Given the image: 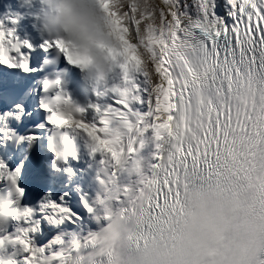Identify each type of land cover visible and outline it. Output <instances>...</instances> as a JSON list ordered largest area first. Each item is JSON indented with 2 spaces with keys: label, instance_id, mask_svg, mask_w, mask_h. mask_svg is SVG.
Masks as SVG:
<instances>
[{
  "label": "snow or ice",
  "instance_id": "snow-or-ice-1",
  "mask_svg": "<svg viewBox=\"0 0 264 264\" xmlns=\"http://www.w3.org/2000/svg\"><path fill=\"white\" fill-rule=\"evenodd\" d=\"M178 3L125 9L123 44L135 73L113 87L112 104L91 106L96 122L75 114L61 120L58 109L73 106L59 94L40 104L49 113L54 167L77 159L75 151L56 153L51 140L58 128H77L91 153L102 156L97 180L103 196L95 204L102 209L96 220L105 226L66 245L57 237L59 251L33 246L38 223L18 227L15 236L0 231V243L11 242L0 264H264V0H227L228 23L216 16L214 0H194L195 17L177 11ZM0 32L11 39L0 65L37 71L21 52L31 44L13 31ZM56 43L46 41L42 49ZM59 84L46 80L43 91ZM117 121L127 127L110 144L106 130ZM0 135L12 138L5 128ZM23 139L31 145L38 137ZM19 174L0 163V181L18 196L15 221L28 225L33 210L20 206ZM41 212L54 225L74 222L70 208L52 201Z\"/></svg>",
  "mask_w": 264,
  "mask_h": 264
},
{
  "label": "clouds",
  "instance_id": "clouds-1",
  "mask_svg": "<svg viewBox=\"0 0 264 264\" xmlns=\"http://www.w3.org/2000/svg\"><path fill=\"white\" fill-rule=\"evenodd\" d=\"M27 2L31 4L33 0ZM36 2L39 5L36 19L41 30L50 39L57 41L55 47L57 56L63 55L68 63L71 60L69 64L80 69L94 90L101 89L98 93L101 98L112 93L113 87L117 84H122L125 75L130 80L135 73L129 50L123 44L126 33L122 25L127 19L125 9L134 7L143 12L149 6L159 7L156 0H36ZM10 44L11 39L5 41L4 33L0 32V58L4 57L5 47ZM112 81L116 83L110 87ZM58 111L61 120L70 121L74 114L78 115L74 107L66 105ZM126 127L123 122H114V128L106 130V135L110 138L108 143L117 144ZM78 137L83 139L85 136L75 127L66 130L58 128L51 143L57 154L77 152ZM17 199V193L11 185L6 195L0 193V231H5L9 221L15 220ZM10 243V241L0 243V256L5 255L4 250ZM42 264H52V261H44ZM61 264H64V261Z\"/></svg>",
  "mask_w": 264,
  "mask_h": 264
},
{
  "label": "bare ground",
  "instance_id": "bare-ground-1",
  "mask_svg": "<svg viewBox=\"0 0 264 264\" xmlns=\"http://www.w3.org/2000/svg\"><path fill=\"white\" fill-rule=\"evenodd\" d=\"M214 3H215L214 11L216 13V16L220 19L225 20L223 17V13H226L230 10L229 6L227 4V0H222V1L221 0H214ZM219 8H221V9L219 10ZM177 11H186L189 15L195 17L196 16L195 13L197 12V5H194L191 2V0H179L178 6H177ZM40 31H41V28H40ZM26 38L29 40V44H31V46H32V48L30 50H35L37 48L39 50V45L41 42L43 45L46 41L52 40L49 38V36L47 34H45L44 37L42 38L40 34L36 35L33 31L28 32V34L26 35ZM42 39H45V40H42ZM26 49L27 48H23V50H26ZM41 49L42 48H40V50ZM50 50L51 49H49L48 51H50ZM14 55H18V54H14ZM5 68H7V67H5ZM91 87L93 88L92 85H91ZM99 91H101V89H96V90L93 89V93H95V95L92 97V99L88 103V107L86 108V111L84 112L83 119L85 120V122H88V123L96 122L98 117L96 116V113L93 112V110L91 109V106L97 105V104H104L107 100L106 96L103 98H101L99 96V94H98ZM4 116H5V114L2 111H0V117H4ZM13 116H14V118L16 117V115H13ZM12 121H17V119L15 118V120H13L12 118H7L6 120L2 121V125L8 124V126H10ZM0 125H1V122H0ZM83 139L87 141V138L84 137ZM150 151H151V146L147 147V149L143 152L142 155L147 156ZM88 154H89L88 150L83 151V157L81 160L83 162V165L85 166V169L87 170V168H88L89 170H91V171H88V175L90 176V181L92 182L93 187H92L91 191L85 192L83 194V196H84V198L87 199V202L90 205H94L93 208H95V211L93 213H86L82 209V206H81V208L77 209V200L76 199H77L78 191L76 189L72 188L70 190L71 195L68 198L66 196H64L62 193H59V195L56 197L55 203L60 204L64 207L70 208L72 213H73V221L74 222L67 224L68 221H65L61 225H54L44 218L45 215H47L48 213L43 212L44 223L39 225L38 231L30 234L34 247L48 249L50 251H59L63 247V245L70 243L74 238L83 239V238L87 237L90 233L99 232L101 230V228L105 226V224H106L105 221L101 220L98 223L96 220V216L98 214H102V209L99 205L95 204V201H96L98 196H100L102 198L103 192H102V187H101L100 183L98 181L94 180L95 177L93 175L92 170L95 167H94V164H91V158L89 157ZM86 158L88 159V162L84 161V159L86 160ZM5 164L7 166L10 164V162L6 161ZM98 167H100V165ZM97 170H98V168H96V171ZM83 185L89 186L90 182L85 181V182H83ZM61 198H63V199H61ZM83 200H85V199H83ZM77 217L79 219H76ZM54 227H56V228H54ZM49 236H51L52 241L50 239L51 242L43 243L44 239L46 237H49ZM57 237H59L63 241V245H57L54 243V241L57 239Z\"/></svg>",
  "mask_w": 264,
  "mask_h": 264
},
{
  "label": "rangeland",
  "instance_id": "rangeland-1",
  "mask_svg": "<svg viewBox=\"0 0 264 264\" xmlns=\"http://www.w3.org/2000/svg\"><path fill=\"white\" fill-rule=\"evenodd\" d=\"M191 2L194 5H196L194 3V0L193 1L191 0ZM19 7L20 8L23 7V9L21 8V10H19ZM220 9L221 8H219V10ZM38 11H39V5L36 2V0H33V2L31 4H29L27 2V0H0V30L13 31V29H16L19 27V29H21L22 31L20 30V33L18 35L14 34V36L17 40L19 38H22L26 41V38L24 37L23 33L24 34L27 33V31L32 28V23H33L34 19L36 18ZM19 16H21V17L19 18ZM5 19H7V21H5ZM13 20H15L16 23H12ZM38 28H39V26H38ZM33 30L36 33L39 32V30H35V29H33ZM40 45H42V44H40ZM112 83L114 84V83H116V81H113ZM113 101H114V99H113ZM110 104H112V102L110 100H108V105H110ZM97 105H100L101 108H104V105H102V104H97ZM133 106L137 110L143 111L142 110L143 106H140V105H133ZM146 149H147V147L142 151V154ZM88 155L90 158H91V156L93 158L94 163H91V164H94V167H95L94 168L95 170H92L93 175L95 177V175L98 174L97 172H99L100 167H98V166L100 165L99 161L101 160L102 156L100 154L93 155L91 153V151H89ZM91 161H92V159H91ZM95 164H98V165H95ZM96 168H98L97 171H96ZM96 181H97V179H96ZM81 203H82V200H81ZM90 206L94 207V205H90ZM82 209L86 213H89L84 208L83 203H82Z\"/></svg>",
  "mask_w": 264,
  "mask_h": 264
}]
</instances>
